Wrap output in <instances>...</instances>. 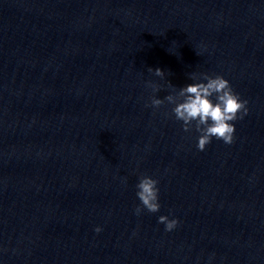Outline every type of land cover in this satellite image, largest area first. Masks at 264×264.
Returning <instances> with one entry per match:
<instances>
[{
  "label": "clouds",
  "instance_id": "clouds-1",
  "mask_svg": "<svg viewBox=\"0 0 264 264\" xmlns=\"http://www.w3.org/2000/svg\"><path fill=\"white\" fill-rule=\"evenodd\" d=\"M148 71L161 78L165 76L160 68H149ZM191 79L195 82L180 88L178 92L169 93L163 99L155 95L160 91L159 86L149 83L153 95L150 103L145 106L159 109L165 102L174 105L171 111L175 119L182 122V130L190 132L194 128L199 133L196 145L199 151H204L213 138L231 145L236 131L234 122L248 115V101L241 99L229 80L222 75L193 74ZM158 184L159 181L150 176L140 177L136 185V195L140 201V205L134 210L136 215L139 216L145 209L149 213L159 212L161 205ZM158 223L165 226V231L171 232L177 228L179 220L160 215ZM94 231L100 233L102 228L97 226Z\"/></svg>",
  "mask_w": 264,
  "mask_h": 264
}]
</instances>
